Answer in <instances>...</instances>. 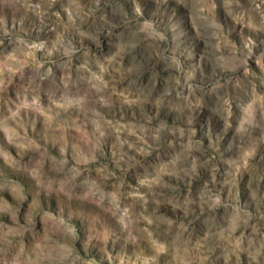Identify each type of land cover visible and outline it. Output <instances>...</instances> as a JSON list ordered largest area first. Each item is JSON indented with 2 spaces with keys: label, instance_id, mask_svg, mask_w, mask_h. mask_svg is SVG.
<instances>
[{
  "label": "clouds",
  "instance_id": "1",
  "mask_svg": "<svg viewBox=\"0 0 264 264\" xmlns=\"http://www.w3.org/2000/svg\"><path fill=\"white\" fill-rule=\"evenodd\" d=\"M0 264H264V0H0Z\"/></svg>",
  "mask_w": 264,
  "mask_h": 264
}]
</instances>
